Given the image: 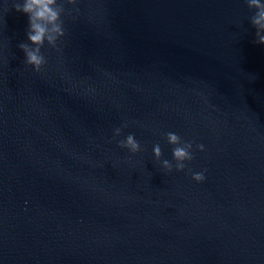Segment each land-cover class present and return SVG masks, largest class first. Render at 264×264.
<instances>
[{"label":"water","instance_id":"1","mask_svg":"<svg viewBox=\"0 0 264 264\" xmlns=\"http://www.w3.org/2000/svg\"><path fill=\"white\" fill-rule=\"evenodd\" d=\"M13 3L0 0V264H264L255 10L78 0L37 73ZM168 132L193 142L184 171L155 159L159 144L175 164ZM129 134L142 151L118 147Z\"/></svg>","mask_w":264,"mask_h":264},{"label":"clouds","instance_id":"2","mask_svg":"<svg viewBox=\"0 0 264 264\" xmlns=\"http://www.w3.org/2000/svg\"><path fill=\"white\" fill-rule=\"evenodd\" d=\"M77 3L78 0H22V2L14 0L15 11L28 16L26 30L28 42H21L18 47L24 53V63L31 66L34 72L39 73L47 64V59L41 51L45 43L59 50L58 42L66 35L63 17L72 15L73 12L78 14L80 11L78 7L66 9V5L75 6ZM245 3L250 10H255L250 17V23L256 30L254 43L264 45V2L262 0H245ZM124 127H127V124L115 128L114 137L120 136ZM165 136L167 142L173 145L172 157L175 164L167 159H162L163 153L159 144L153 146L155 159L168 173L173 169L177 172L184 171L187 167L186 162L194 159L193 142L184 141L174 132H168ZM118 147L127 149L132 154L142 151L141 144L136 140L134 134H129L125 139L118 141ZM195 148L201 152L205 150L203 144H196ZM189 171L191 172V169ZM192 179L197 183L203 182L206 179L204 171L193 172Z\"/></svg>","mask_w":264,"mask_h":264}]
</instances>
